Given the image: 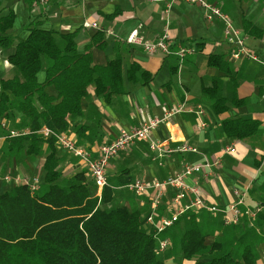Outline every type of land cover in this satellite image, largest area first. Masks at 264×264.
<instances>
[{
    "label": "crops",
    "instance_id": "1",
    "mask_svg": "<svg viewBox=\"0 0 264 264\" xmlns=\"http://www.w3.org/2000/svg\"><path fill=\"white\" fill-rule=\"evenodd\" d=\"M0 1L1 17L11 11L16 13L9 30L15 44L28 38L27 25L30 22H38L40 28L55 33L62 47L66 44L62 34L76 33L75 40L81 53L86 52L99 31L104 32L105 46L92 50L93 65L105 66L118 54L123 58L126 92L107 100L97 95L96 85L91 84L89 95L82 102L83 114L68 117L70 125L65 132L71 133L79 145L91 151L93 157L97 156L101 145L114 140L123 130L135 129L155 118L163 120L154 135L166 150L183 144L199 150V153L163 155L154 151L148 142L137 141L111 160L107 175L113 187L126 179L163 181L180 172L185 165L201 163L206 157L213 162L209 176L201 184L207 202L220 207L230 206L243 196L246 187L251 186L250 192L243 196V206L254 208L261 198L260 190L264 184V66L248 58L237 60L232 57L223 20H208L205 9L189 0L173 2L168 14L165 10L170 0H51L46 6L35 0ZM209 1L221 8L241 32L246 46L264 60V1ZM136 29L151 40L168 29L173 41L191 46L194 52L188 54L181 65L175 54L148 53L127 44L126 38ZM15 50V46L0 47V79H11L17 74L9 61ZM210 55L221 56L229 63L231 71L209 66ZM134 63L152 74L153 79L146 84L131 82L128 70ZM45 73L44 69L39 74L40 81L44 80ZM211 86H217L216 94L230 105L235 95L245 102L241 106L231 105L229 111L217 114L213 100L204 94V88ZM47 90L50 94H57L55 87ZM168 112L172 116H168ZM230 118L259 120L262 123L260 131L244 140L230 139L223 129V121ZM12 130L22 134L29 132L15 102H12L9 116L0 113V169L14 176L38 177L42 184L48 145L44 144L39 155L27 154L29 143L22 150L11 149ZM57 147L63 178L85 171L92 180L82 159ZM188 181L192 183L194 180L190 178ZM14 187L16 184L12 182H0V194ZM153 194L148 191L138 195L117 187L113 203L140 211L148 226ZM173 196V190L167 189L160 214H169ZM250 219L253 221L255 217ZM176 236L178 238L179 232L175 234L172 229L163 237H168L172 245ZM215 238L209 231L206 243L212 244ZM257 252V264H263L264 241L259 243Z\"/></svg>",
    "mask_w": 264,
    "mask_h": 264
},
{
    "label": "trees",
    "instance_id": "2",
    "mask_svg": "<svg viewBox=\"0 0 264 264\" xmlns=\"http://www.w3.org/2000/svg\"><path fill=\"white\" fill-rule=\"evenodd\" d=\"M15 17V11L0 16V47L15 46L9 61L17 70L15 77L0 79V113L9 116L15 102L29 128L10 139L11 149L22 150L29 143L27 154L39 155L47 144L49 155L37 192L18 185L0 194V264H166L158 258L155 230L145 225L141 212L113 203L117 187L134 180L115 187L110 184L100 198L94 178L89 179L85 171L63 178L57 138L46 139L39 133L44 126L57 134L67 131L68 117L83 114L82 102L91 84L107 100L126 92L123 58L118 54L105 66L93 65L92 50L105 46L104 32L99 31L81 53L76 33L62 34L66 43L62 47L55 33L40 28L38 22H30L28 38L15 44L9 35ZM208 64L231 71L219 55H210ZM44 69L45 78L40 81ZM153 77L136 63L128 70L133 83L146 84ZM49 87H55L57 94H50ZM216 93L217 86L204 88L217 114L245 102L235 95L230 105ZM261 124L250 118H230L223 121V129L228 138L244 140L256 136ZM260 194L258 202L264 198V184ZM250 218L243 215L238 223H226L222 214L189 211L162 235L172 229L179 232L182 258L195 264H257V248L264 241V209L253 221ZM209 231L218 233L212 244L206 243Z\"/></svg>",
    "mask_w": 264,
    "mask_h": 264
},
{
    "label": "built area",
    "instance_id": "3",
    "mask_svg": "<svg viewBox=\"0 0 264 264\" xmlns=\"http://www.w3.org/2000/svg\"><path fill=\"white\" fill-rule=\"evenodd\" d=\"M39 5L46 6L51 0H35ZM177 0H170L168 2L165 12L168 14L171 4ZM191 2L201 5L205 9V17L208 20L219 18L226 24L225 37L228 44L232 47V57L234 59L248 58L259 62L264 66V60L257 53L251 51L245 44L244 38L238 28L235 27L233 21L215 4L209 0H189ZM264 1V0H263ZM169 22V18L167 19ZM97 27V24H94ZM127 44L133 47H139L148 53L162 52L165 56L175 54L180 61H184L188 54L194 52L193 48L173 41L168 29L159 34L153 40L144 37L139 33V29L134 30L128 38ZM264 98V95H263ZM172 116L171 112L167 113ZM163 120L160 118L152 119L143 125L132 129L123 130L118 137L114 140L107 142L100 146L97 151V156L93 157L91 151L79 145L73 138L71 133L62 132L57 134L50 127L44 126L39 133L46 139L57 138V145L68 152L73 153L76 157L82 159L88 166L92 177L94 178L98 187V196L101 198L105 187L109 186V178L107 170L111 160L116 158L122 151L128 149L137 141H146L150 144L154 151L159 154H170L174 152H196L199 153L198 148L183 144L174 149L166 150L155 138L154 132ZM22 133L12 130L10 136H18ZM233 151V149H232ZM219 162H216L218 164ZM213 166L208 158L204 157L201 163H194L185 165L180 172L167 177L163 181H146L143 179H136L127 184L123 188L128 189L134 194H144L152 191L153 197L151 201V211L147 216V224L150 229L155 230L158 239L157 250L160 252L166 251L171 241L168 237H163V233L171 228L181 216L189 211H208L212 214H222L226 223H238L243 215L248 217H255L258 212L264 209V198L257 202L254 208L244 207L243 196L250 192L251 186L244 189L243 196L234 204L230 206L220 207L215 204H210L204 197L202 191V180L209 176V171ZM193 178L190 183L188 179ZM0 182H12L18 185L27 186L32 193L40 189L41 181L38 177L28 178L19 177L12 174L4 173L0 169ZM173 190L174 196L172 197L171 209L169 214H160L161 206L165 202L166 190ZM237 194H241L240 190H236ZM244 208L245 210H243ZM264 264V263H263Z\"/></svg>",
    "mask_w": 264,
    "mask_h": 264
},
{
    "label": "rangeland",
    "instance_id": "4",
    "mask_svg": "<svg viewBox=\"0 0 264 264\" xmlns=\"http://www.w3.org/2000/svg\"><path fill=\"white\" fill-rule=\"evenodd\" d=\"M257 62V61H255ZM183 62L179 60V64L181 65ZM259 63V62H258ZM206 216H204L203 218L205 219ZM214 228V227H213ZM220 228V226H218V229ZM216 229V228H214ZM214 236L218 235L217 232L213 233ZM180 238L178 236V238L176 239V237L173 239L172 245L171 247H169L166 251L164 252H160L158 251V258L164 260L165 262H167L168 264H174V263H183V264H195L194 261H187L184 260L182 258V248H181V243H180ZM201 260H204L205 257L201 256L200 257ZM208 259V258H207ZM186 261V262H185Z\"/></svg>",
    "mask_w": 264,
    "mask_h": 264
}]
</instances>
